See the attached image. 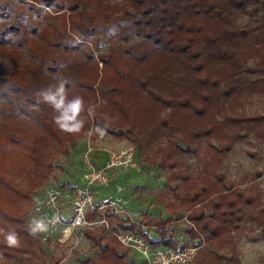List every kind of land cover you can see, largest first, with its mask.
<instances>
[{"label":"trees","instance_id":"trees-1","mask_svg":"<svg viewBox=\"0 0 264 264\" xmlns=\"http://www.w3.org/2000/svg\"><path fill=\"white\" fill-rule=\"evenodd\" d=\"M242 14L255 25H237ZM253 96H264V0H0V161L29 179L21 186L0 167V256L37 259L41 241L20 203L48 182L55 147L99 128L141 149L165 140L168 165L197 144V182L167 185L185 207L189 240L206 244L197 264H240L235 237L264 228L263 200L235 188L222 166L235 144L264 141V114L243 112ZM105 216L114 233L177 248L164 221L143 222L154 242L128 217ZM109 230L83 231L97 250L85 264H128L130 250Z\"/></svg>","mask_w":264,"mask_h":264},{"label":"rangeland","instance_id":"rangeland-1","mask_svg":"<svg viewBox=\"0 0 264 264\" xmlns=\"http://www.w3.org/2000/svg\"><path fill=\"white\" fill-rule=\"evenodd\" d=\"M253 20L249 14L236 17L237 25L242 26L246 24L254 26ZM243 112L264 114V96L246 99ZM91 129L84 134L77 132L71 140L66 142L64 148L55 147L57 156L48 182L34 189L33 203L27 201L20 203L19 207L25 215L26 225L41 241L33 249L37 259L33 258L29 252L23 254L21 262L9 263L0 256V264H85L86 261L93 260L97 250L93 249L92 243L84 237V229L72 230L71 237L65 243L56 241V234L61 229L51 224L56 217V212L43 207L40 202V193L44 188V192L50 191L58 196V215L60 219L70 221L73 216L71 209L73 202L85 192L84 154L90 158L92 167L102 168L112 153L125 148L131 149L136 167L122 166L109 171L104 185L90 189L95 202H103L111 206L113 212L119 216L128 217L133 223L139 224L142 232L154 242L159 239L155 228L143 226V222L150 219L167 223L166 228L174 233L173 238L177 248L197 244H200V248L205 247L206 244L202 241L189 240L185 233L188 226L185 207L167 185L170 181L174 182L175 178V184L180 185L184 177H189L190 180L196 178L197 182V144L193 151L185 153L176 151L173 164L168 165L163 160V152L165 149L171 151L174 149L163 139L151 147L141 149L136 143L117 139L99 128ZM204 149V146L198 149V156H201ZM0 167L5 174L8 172L13 175L11 177H14V182L21 186L28 185L29 179L18 174L11 160H1ZM222 172L226 180L242 193L260 196V200H263L261 208H264V141L250 136L248 143L235 144L223 158ZM179 196H184V193L181 192ZM37 203L39 206H36ZM98 216L101 215L98 214ZM93 229L99 230L101 227L96 226ZM253 229V232L235 237L240 264H264V228L254 227ZM2 240L0 236V244ZM227 248L220 252V255L229 258ZM127 261L128 264H145L138 252L130 251ZM190 264H197V254Z\"/></svg>","mask_w":264,"mask_h":264},{"label":"built area","instance_id":"built-area-1","mask_svg":"<svg viewBox=\"0 0 264 264\" xmlns=\"http://www.w3.org/2000/svg\"><path fill=\"white\" fill-rule=\"evenodd\" d=\"M83 161L86 166L83 175L85 192L73 202L71 206L73 216L70 221H64L60 219L58 215V196L50 191L44 192L43 195V207L47 210H54L56 212V217L51 224L61 228L60 237H62V240L59 238V243H65L71 237V232L75 228L94 230L93 228L98 226L104 227L107 230L111 229L108 219L105 216L106 210L111 206L97 201V204H95V198L90 189L98 185H104L107 182L109 171H114L122 166L130 168L136 167L133 153L130 148L112 153L102 168L92 167L91 160L86 154L83 156ZM95 212L101 216L94 217L93 219L89 218ZM109 232L116 236L128 250L138 252L144 259L145 264H190L201 247L200 244H197L176 249L163 247L153 248L139 235L123 231L114 233L112 230H109Z\"/></svg>","mask_w":264,"mask_h":264},{"label":"clouds","instance_id":"clouds-1","mask_svg":"<svg viewBox=\"0 0 264 264\" xmlns=\"http://www.w3.org/2000/svg\"><path fill=\"white\" fill-rule=\"evenodd\" d=\"M60 91H62V89ZM45 99L53 102L57 108L63 105V98L61 97L59 100H57V95H52V94L46 95Z\"/></svg>","mask_w":264,"mask_h":264},{"label":"crops","instance_id":"crops-1","mask_svg":"<svg viewBox=\"0 0 264 264\" xmlns=\"http://www.w3.org/2000/svg\"><path fill=\"white\" fill-rule=\"evenodd\" d=\"M92 130V129H91ZM41 200H40V202L42 203V198H43V195H44V188H43V190L41 191ZM39 194V195H40ZM36 206H39V204L37 203V205ZM60 229V228H59ZM90 231H97V230H90ZM60 236H61V229L57 232V234H56V241L57 242H59V238H60ZM177 244V243H176ZM160 247H163V248H166V247H164V246H160Z\"/></svg>","mask_w":264,"mask_h":264}]
</instances>
